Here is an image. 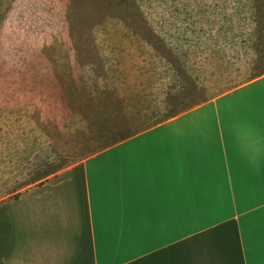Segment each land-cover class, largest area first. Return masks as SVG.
Segmentation results:
<instances>
[{
	"label": "crops",
	"instance_id": "1",
	"mask_svg": "<svg viewBox=\"0 0 264 264\" xmlns=\"http://www.w3.org/2000/svg\"><path fill=\"white\" fill-rule=\"evenodd\" d=\"M107 29L108 89L142 123L0 202V264H264V74L178 106L169 45Z\"/></svg>",
	"mask_w": 264,
	"mask_h": 264
},
{
	"label": "rangeland",
	"instance_id": "2",
	"mask_svg": "<svg viewBox=\"0 0 264 264\" xmlns=\"http://www.w3.org/2000/svg\"><path fill=\"white\" fill-rule=\"evenodd\" d=\"M106 22L169 45L178 106L264 74V0H0V202L142 123L108 89Z\"/></svg>",
	"mask_w": 264,
	"mask_h": 264
}]
</instances>
